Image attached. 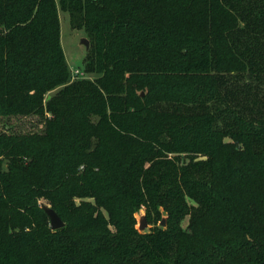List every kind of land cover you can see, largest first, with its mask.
Returning a JSON list of instances; mask_svg holds the SVG:
<instances>
[{
    "label": "trees",
    "instance_id": "16d2710c",
    "mask_svg": "<svg viewBox=\"0 0 264 264\" xmlns=\"http://www.w3.org/2000/svg\"><path fill=\"white\" fill-rule=\"evenodd\" d=\"M27 116L0 130V264H264V0H0V117Z\"/></svg>",
    "mask_w": 264,
    "mask_h": 264
},
{
    "label": "rangeland",
    "instance_id": "374dc122",
    "mask_svg": "<svg viewBox=\"0 0 264 264\" xmlns=\"http://www.w3.org/2000/svg\"><path fill=\"white\" fill-rule=\"evenodd\" d=\"M58 17L60 22V43L64 52V56L70 70V81L74 80L71 77V69H79L85 73L86 79H94L95 75L93 73H86L84 71L85 66V55L87 49L84 44L80 41L82 38L87 39L86 34L82 30H74L71 29L69 25V16L68 13L61 10L58 6ZM88 40V39H87ZM76 79V78H75ZM52 92L48 93L46 99L50 98ZM41 123L38 122V118L36 116H27V117H0V130L1 131H13L16 133H25V132H33L41 130ZM40 202L44 203L45 201L40 200ZM140 211H143L145 214L144 207L141 208ZM135 228L138 226V215L135 214ZM162 218L166 219V214L163 213ZM162 218L157 221H152L148 223V226L139 232H149L153 228L161 227L165 228V226L160 225V221ZM181 225L183 228L187 226V217H185Z\"/></svg>",
    "mask_w": 264,
    "mask_h": 264
},
{
    "label": "water",
    "instance_id": "95a60500",
    "mask_svg": "<svg viewBox=\"0 0 264 264\" xmlns=\"http://www.w3.org/2000/svg\"><path fill=\"white\" fill-rule=\"evenodd\" d=\"M82 44H84L85 48L87 49L89 47V42L87 39L82 38L80 41ZM45 213L47 214L48 218H49V225L50 228L52 230H56L59 228H62L64 226V222L61 220V218L59 217V215L54 211V209H52L50 206L47 205H42ZM136 215H138L137 221H138V226L137 229L139 231H143L147 226V220L145 217V214L143 211H138L136 212ZM166 224V219L162 218V220L160 221V225L161 226H165Z\"/></svg>",
    "mask_w": 264,
    "mask_h": 264
},
{
    "label": "built area",
    "instance_id": "2783aa9c",
    "mask_svg": "<svg viewBox=\"0 0 264 264\" xmlns=\"http://www.w3.org/2000/svg\"><path fill=\"white\" fill-rule=\"evenodd\" d=\"M72 79L85 78V73L79 69H71Z\"/></svg>",
    "mask_w": 264,
    "mask_h": 264
}]
</instances>
